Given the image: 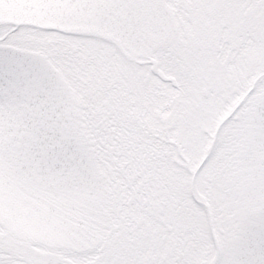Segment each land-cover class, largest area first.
<instances>
[{"label":"snow or ice","instance_id":"snow-or-ice-1","mask_svg":"<svg viewBox=\"0 0 264 264\" xmlns=\"http://www.w3.org/2000/svg\"><path fill=\"white\" fill-rule=\"evenodd\" d=\"M228 8L238 5L0 0V264H74L67 246L36 251L49 247L47 233L30 226L119 231L135 212L149 216L177 161L188 172L209 141L232 155L214 162V148L193 177L211 171L231 201L217 264H264V75L227 119L214 111L242 56ZM165 84L203 97L187 128L152 127ZM250 141L259 153L243 162L235 153ZM172 246L195 251L179 230Z\"/></svg>","mask_w":264,"mask_h":264},{"label":"rangeland","instance_id":"rangeland-1","mask_svg":"<svg viewBox=\"0 0 264 264\" xmlns=\"http://www.w3.org/2000/svg\"><path fill=\"white\" fill-rule=\"evenodd\" d=\"M226 2L238 5L235 10H225V21L241 48L242 56L218 85L214 111L221 122L227 119L245 93L253 87L256 78L264 72V0ZM162 87L166 91L173 88L171 84ZM180 90L172 91L173 114H167L161 121L152 123V127L161 133L167 131L171 124L187 128L204 104L203 97L196 94L190 84ZM184 92L189 96H185ZM212 143L209 141L204 146L203 153L188 172L184 171L185 162L178 160L179 167L174 168L170 175L162 202L151 209L149 216L135 212L133 222L126 223L119 231L89 228L70 231L63 224L49 221L33 224L29 231L46 232L47 244L51 248L67 246L80 252L97 249L100 252L97 264H176L180 256H184L188 264H192L193 260L195 264H217L224 251L221 231L231 201L227 197V190L211 171L207 173V180H193ZM214 148V162L232 158L227 142ZM258 153V142L250 141L241 146L235 155L243 162H250L257 158ZM211 211L217 220L213 232L220 246L218 259L211 228ZM178 230L194 244L195 251L189 250L187 254L174 252L172 240Z\"/></svg>","mask_w":264,"mask_h":264},{"label":"trees","instance_id":"trees-1","mask_svg":"<svg viewBox=\"0 0 264 264\" xmlns=\"http://www.w3.org/2000/svg\"><path fill=\"white\" fill-rule=\"evenodd\" d=\"M262 75H264V72L262 73ZM172 91L180 92L181 90L178 91L177 88H171L170 90H167L168 97H169L168 100L166 101L167 107L156 110L155 115L153 117V123H156L159 120L161 121L162 118H164L165 115L167 114H173L174 98H173ZM184 95L189 96V94L186 92H184ZM207 203L211 207V203L209 200ZM211 215H212L214 227H216L217 220H216V216L214 215L213 211H211ZM35 250L42 252V253H47L51 250V247L36 248ZM69 250L73 253V255L67 257V259L74 261V264H97L99 260L100 252L97 249L90 250V251H83V252L76 251L73 249H69Z\"/></svg>","mask_w":264,"mask_h":264},{"label":"water","instance_id":"water-1","mask_svg":"<svg viewBox=\"0 0 264 264\" xmlns=\"http://www.w3.org/2000/svg\"><path fill=\"white\" fill-rule=\"evenodd\" d=\"M170 79H172V77H169ZM173 83L174 84H177V87H178V82L177 81H175L174 79H173ZM252 90V89H251ZM250 90V91H251ZM214 143L212 144V146H211V148H210V151H212L213 149H214ZM196 175V174H195ZM194 180V179H193ZM210 214V213H209ZM211 228H212V220H211ZM213 236H214V240H215V244H216V249H217V259L219 258V255H220V247H219V244H218V241H217V239H216V237H215V235H214V232H213Z\"/></svg>","mask_w":264,"mask_h":264}]
</instances>
